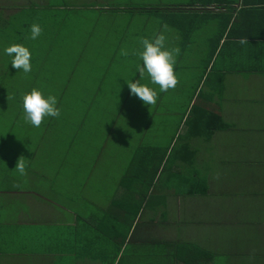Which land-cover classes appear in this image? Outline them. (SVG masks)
I'll list each match as a JSON object with an SVG mask.
<instances>
[{
  "label": "crops",
  "instance_id": "crops-1",
  "mask_svg": "<svg viewBox=\"0 0 264 264\" xmlns=\"http://www.w3.org/2000/svg\"><path fill=\"white\" fill-rule=\"evenodd\" d=\"M57 8L74 15L62 19L42 65L53 75L46 82H61L60 115L74 112V147L38 158L16 140L26 176L0 152V264H180L166 251L181 244L213 253L217 228L239 214L225 199L254 179L255 262H264V0H81ZM160 32L180 49L179 84L160 92L145 75L140 82L158 93L145 105L127 82L140 79V38ZM33 44L37 70L43 55ZM75 82L79 94L62 95ZM92 109L106 121L94 122ZM204 110L230 128L205 137L197 128ZM50 118L53 129L42 136L63 132ZM258 147L255 159L231 153ZM14 148L1 139L4 152Z\"/></svg>",
  "mask_w": 264,
  "mask_h": 264
},
{
  "label": "rangeland",
  "instance_id": "rangeland-1",
  "mask_svg": "<svg viewBox=\"0 0 264 264\" xmlns=\"http://www.w3.org/2000/svg\"><path fill=\"white\" fill-rule=\"evenodd\" d=\"M79 1L81 0H0V78H4L3 81L5 84H3L6 89V94L4 95L3 90L0 88V152L7 158V163L13 165L19 159L20 150L18 148V142L16 141L18 139L25 140V138L29 137L35 139L37 150L28 143H22V146L24 150L28 153H34L38 158H45L46 153L49 154L48 157H50L63 148L70 149L74 147L70 146L67 142V140L75 138L74 112H62V115L55 120V125L63 128L62 133L38 136L37 133L31 129L30 123L26 122L24 119L23 97L35 88L41 91L45 98L49 95H53L57 98L55 93L60 84L59 82L47 83L46 80L52 78L53 75L47 68V65L43 70L42 61L45 63V60L51 57L50 54L47 55V49H45V47L51 44L54 38L56 42H59V39L55 37V33H59V26L62 19L67 15H74L73 13L66 12L65 9L57 7L66 4H74ZM119 1L127 3V0ZM145 1L150 5H174L175 2L179 0ZM55 6L57 7L54 8ZM23 9L29 10L15 15ZM34 23L39 24L43 32L37 39L32 40L30 39L31 25ZM15 26L18 27L19 30L15 31ZM29 42L32 44L34 43V52L36 54L43 55L36 56L37 61L35 63L39 64L36 67L37 70H34L32 66V71L26 74L23 70L13 68L12 65L10 69H6V67H9V61L5 58V48L13 44H22L28 48ZM9 57L12 62L14 57ZM32 63L31 61V64ZM96 65L99 66L98 64ZM64 69H66V67ZM89 78L92 79V77ZM25 82H36L37 85L33 84L29 87ZM140 83L143 84V82ZM103 97L104 95L102 98ZM108 99L111 101L109 96ZM101 105L104 106L102 103ZM109 105L113 106L112 102H110ZM91 116L94 122L106 121L100 120L97 116V112L93 109ZM48 118L49 117H46L44 122H46ZM2 138L4 139L5 146L15 142V148L12 153H6L1 149ZM46 138L51 139V142L47 143ZM259 146L262 158L264 159V139H262ZM7 150L10 151V149ZM258 150L259 147L254 151L244 152L233 149L231 153L238 154L241 157H245V159H255V152ZM88 153L91 155V152ZM0 163L5 172L6 169L1 159ZM251 178H255V176ZM236 191L237 192L233 195L230 193L229 197L225 199V202L226 204L229 202L233 206L237 204L239 214L235 220H230L224 223L220 228H217L220 239L218 240V245L212 248L214 251L213 253L217 254V258L213 264H264V262H255V202L250 194L255 191V179L253 182L245 183L242 187L236 189ZM224 213L225 211L222 210L220 216L223 217ZM230 217L234 218L233 215ZM243 246H245V248ZM249 251L251 254H248Z\"/></svg>",
  "mask_w": 264,
  "mask_h": 264
},
{
  "label": "clouds",
  "instance_id": "clouds-1",
  "mask_svg": "<svg viewBox=\"0 0 264 264\" xmlns=\"http://www.w3.org/2000/svg\"><path fill=\"white\" fill-rule=\"evenodd\" d=\"M164 30H168V25L165 24ZM43 29L39 24L31 25L30 39L35 40L42 35ZM142 51H136L133 54L137 55L142 61L143 66L137 65V72L140 74V79L135 82L128 81V87L131 95L138 97L145 105L154 106L157 103L158 93L150 88L147 84H141L140 80L147 75L152 84L158 85L160 92H168L174 90L179 84V78L175 73V65L177 57L180 55L179 47H167V37L164 32H160L153 39L140 38ZM238 43H249L247 38H241ZM5 53L13 56L11 65L17 70H23L24 73L32 71L31 58L32 54L27 47L22 44H13L5 48ZM121 55L127 56L126 50H121ZM57 98L49 95L46 98L41 91L33 88L29 94L23 97L24 119L31 123L32 126L39 128L46 117L59 118L61 110L56 106ZM26 163L23 156L19 157L15 170L21 175L26 176Z\"/></svg>",
  "mask_w": 264,
  "mask_h": 264
},
{
  "label": "trees",
  "instance_id": "trees-1",
  "mask_svg": "<svg viewBox=\"0 0 264 264\" xmlns=\"http://www.w3.org/2000/svg\"><path fill=\"white\" fill-rule=\"evenodd\" d=\"M27 10H29V9H23L22 11H20L16 15H19L20 13L27 11ZM141 10H143V9H141ZM151 10H158V9H150V11ZM17 30H19V29H18V27L15 26V31H17ZM5 58H6V60L9 61V67H6V69H10L11 68V60H10L9 55L5 54ZM0 79H1L0 80V88L3 90V93L5 95L6 89L4 87V84H5L3 81L4 78H0ZM25 83L27 85H29V87L32 86L33 84L37 85L36 82H25ZM47 83L50 84L52 82H47ZM59 84H60V86L56 90V93H55V95L57 97H58V95H60L62 93L61 92V89H62L61 82H59ZM78 90H79V87L77 86V82H75L73 84L72 88L69 89L68 91H65L62 95L69 97V98H75L79 94ZM196 110H197V108L195 107L194 111H196ZM17 120H19V119H17ZM204 121H209L208 126H206V124L203 123ZM211 121H212V123H211ZM49 122H52L50 117L48 118V120L46 122H43L39 128L32 126L31 123H30V127H31V129L34 130V132L37 133L38 136H41L42 134H40L39 132L48 133L49 131H51L53 129V126L49 125ZM197 128L201 131H207L204 136L208 137V138H212L215 133L227 131L230 128V126H229V124L224 122L223 118L220 115L212 113L211 111H208V110H204V117H203L202 121L199 123V126ZM27 135H29V134H27ZM27 139L28 138H25V140H27ZM25 140H23L22 143L30 144V141H25ZM31 144L33 146L35 144V141L32 140ZM207 191H208V189L205 188L202 191V193L206 194ZM135 219H136V215H133V220H135ZM172 248L168 247L166 253L171 255L170 257L173 258V261H176V263H180V264H210V263L213 264L217 258V254L209 252L203 248L196 247V246L191 245V244H181L177 247L172 246ZM249 254H251V252Z\"/></svg>",
  "mask_w": 264,
  "mask_h": 264
}]
</instances>
